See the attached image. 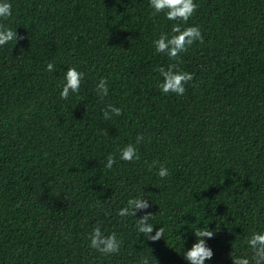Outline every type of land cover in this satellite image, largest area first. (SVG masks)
I'll return each mask as SVG.
<instances>
[{
	"label": "trees",
	"instance_id": "16d2710c",
	"mask_svg": "<svg viewBox=\"0 0 264 264\" xmlns=\"http://www.w3.org/2000/svg\"><path fill=\"white\" fill-rule=\"evenodd\" d=\"M8 2L0 23L20 39L0 46V264H189L204 226V264L250 258L247 239L264 232V0H194L186 24L152 15L149 0ZM173 24L203 36L177 60L153 46ZM169 64L193 75L183 96L158 87ZM69 67L84 77L61 99ZM108 104L122 115L105 120ZM128 144L139 160H120ZM130 198L149 207L118 216ZM146 213L160 240L138 233ZM96 226L119 253L90 248Z\"/></svg>",
	"mask_w": 264,
	"mask_h": 264
},
{
	"label": "clouds",
	"instance_id": "9594fccd",
	"mask_svg": "<svg viewBox=\"0 0 264 264\" xmlns=\"http://www.w3.org/2000/svg\"><path fill=\"white\" fill-rule=\"evenodd\" d=\"M152 8V15L165 13V17L169 21H180L187 23L190 17L196 12L197 4L194 0H149ZM12 16V4L8 0H0V20H8ZM20 39L16 31L7 27L4 23H0V46H4L10 41ZM196 41L203 42V36L198 26L181 28L180 24H173L171 34L162 33L158 39L153 41L155 52L164 54L171 60H177L181 53L186 52L188 48ZM55 70L52 63H48L45 71L53 72ZM158 71L162 76V81L158 84L159 89L165 95L174 93L178 96H183L186 88L185 85L193 80V75L189 72L178 71L176 64H169L167 70L163 67ZM84 73L78 71L75 67L67 68L64 73L62 90L60 91L61 99H68L70 94L79 93L81 81ZM108 81L101 78L96 85L97 95L103 99L108 95ZM112 115H122V110L111 104H108L103 109V117L105 120L112 118ZM142 135H137L136 144L141 143ZM120 160L133 162L139 160L140 156L133 144H128L120 150ZM116 163L114 155H108L104 165L107 169H112ZM155 166V162L153 163ZM159 177L165 178L169 175L168 169L160 166L158 173ZM149 207V204L144 198H130L127 205L121 208L117 215L120 217L136 216L137 210H144ZM153 218V214L146 213L141 218L137 219L136 228L138 233L146 237L147 240L157 241L163 238L164 229L159 228L155 235L153 225L149 222ZM196 243L190 250L184 252V258L189 264H204L205 260L211 259L213 256L212 250L206 245L205 237L212 238L214 232L209 227L197 228L194 230ZM90 248L104 254L110 255L119 253L121 241L117 239L115 232L105 236L100 227L96 226L89 234ZM247 245L251 249L252 255L250 258L236 257L231 253L232 264H264V232H254L247 239ZM140 264H149L146 257H141Z\"/></svg>",
	"mask_w": 264,
	"mask_h": 264
}]
</instances>
